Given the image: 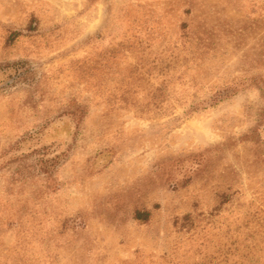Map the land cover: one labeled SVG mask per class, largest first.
<instances>
[{
  "label": "rangeland",
  "instance_id": "1",
  "mask_svg": "<svg viewBox=\"0 0 264 264\" xmlns=\"http://www.w3.org/2000/svg\"><path fill=\"white\" fill-rule=\"evenodd\" d=\"M0 264H264V0H0Z\"/></svg>",
  "mask_w": 264,
  "mask_h": 264
},
{
  "label": "trees",
  "instance_id": "2",
  "mask_svg": "<svg viewBox=\"0 0 264 264\" xmlns=\"http://www.w3.org/2000/svg\"><path fill=\"white\" fill-rule=\"evenodd\" d=\"M219 96L221 97L222 95H219ZM217 98H219V97H217ZM35 154L38 156V159H37L38 160V163H37V165L34 164V167H31V169L34 168L39 173L45 174L48 177H50L52 175V172H53L54 163L55 162L56 163L58 162V161L55 160L57 157L56 158H48L49 153L47 152V149L46 148L39 149V150L34 149L32 151V154L31 155L33 156ZM38 165H39V167H37ZM31 169L29 167H24L20 171H18L17 173L18 174L19 173H23V171H25V170H31ZM227 203H229V201L227 199H225L222 202V205H225ZM150 215H151V213L149 211H137L136 218H138L140 220H143V221H146V220H148L150 218ZM186 218L188 220H190L191 219V216L190 215H187Z\"/></svg>",
  "mask_w": 264,
  "mask_h": 264
}]
</instances>
